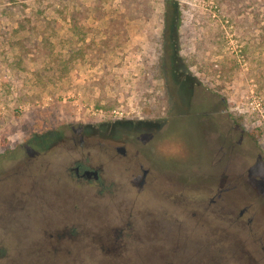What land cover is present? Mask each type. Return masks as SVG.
<instances>
[{
	"label": "rangeland",
	"instance_id": "rangeland-1",
	"mask_svg": "<svg viewBox=\"0 0 264 264\" xmlns=\"http://www.w3.org/2000/svg\"><path fill=\"white\" fill-rule=\"evenodd\" d=\"M127 1L0 0V264H71L53 247L89 246L56 240L72 227L131 228L125 261L245 264L222 175L230 158L264 194V0H149L137 17ZM118 144L150 168L144 188ZM77 161L102 164L108 190L69 179Z\"/></svg>",
	"mask_w": 264,
	"mask_h": 264
},
{
	"label": "flooded vegetation",
	"instance_id": "flooded-vegetation-1",
	"mask_svg": "<svg viewBox=\"0 0 264 264\" xmlns=\"http://www.w3.org/2000/svg\"><path fill=\"white\" fill-rule=\"evenodd\" d=\"M196 114L206 116L207 110L203 115L200 112ZM81 142L83 143L84 141L81 140ZM106 150L109 151V149ZM110 152L111 155H115L116 158L118 157L121 161H125L126 172H131V169L134 168V166H140L144 169V176L141 182L142 187L144 188L148 179L151 178V170L150 168H144L137 153L131 152L129 146L123 144L114 146ZM230 162V158L226 160L225 171L222 175L226 183L222 192L226 194L229 201L224 208L228 230L227 239H229L236 247V250L239 251L240 257L245 264H264V194L257 186L252 185L250 183L251 181H248L246 173H244V175L243 173H235L233 176L228 174L230 170ZM71 171L74 175L71 176L69 173L68 178L75 180L77 185L84 186L87 184H96L99 186L101 192L108 190L105 185L106 181H103L102 179L105 173L102 164L95 167L92 163H82V161H77L76 166L73 167ZM28 172V169L22 171V180L23 177H26ZM254 179L255 177L250 180ZM52 182L53 181H51L48 190L50 191L52 198H54L55 189ZM34 186H37L38 189L40 188L39 183L34 184ZM236 199L242 202L243 207L239 210L232 207V201ZM54 201L55 199L52 200L53 205ZM210 211L215 212L213 210ZM50 224H52V222L48 224L47 228H44L47 232L52 230ZM232 229H235L234 233ZM48 237L50 238L49 244L52 242L54 245L55 235L53 236L48 233ZM166 253H171V251H167Z\"/></svg>",
	"mask_w": 264,
	"mask_h": 264
},
{
	"label": "trees",
	"instance_id": "trees-1",
	"mask_svg": "<svg viewBox=\"0 0 264 264\" xmlns=\"http://www.w3.org/2000/svg\"><path fill=\"white\" fill-rule=\"evenodd\" d=\"M222 2L229 3V5L233 4V0H221ZM126 6L132 14V17H137L141 14L142 10L144 12H151V7L149 4V0H128ZM85 18V13L83 9L73 11L71 15L72 20V29L78 36H85L87 34L86 26L83 23V19ZM173 60L177 63V59L174 56ZM211 206L207 204L204 209L210 210ZM77 227H72L71 229L62 231V235L56 236V240H61L64 238H78V237H87L89 242V246L83 249L74 248H62L59 245L53 247V253L59 254L62 251L66 253H70L73 256V260L71 264H145L144 260L131 258L129 261H125L124 259H120L121 256H135L134 248H132L125 243L128 242L130 237L137 238V235H134V230L131 228L128 229H114L113 231H101V230H88L86 232H80ZM51 234V233H49ZM54 236V234H52ZM64 236V237H61ZM104 238L105 243H102L100 240ZM113 240V244L111 243ZM60 242V241H59ZM98 252L103 258H107L108 261H95L93 260V255L91 252ZM171 253L174 254L177 251V248H171ZM75 254V255H73ZM84 254V257H78L76 255ZM87 255V256H86ZM172 259V258H171ZM159 264H181L176 260H163L159 262ZM185 264V263H184Z\"/></svg>",
	"mask_w": 264,
	"mask_h": 264
},
{
	"label": "water",
	"instance_id": "water-1",
	"mask_svg": "<svg viewBox=\"0 0 264 264\" xmlns=\"http://www.w3.org/2000/svg\"><path fill=\"white\" fill-rule=\"evenodd\" d=\"M43 232H44V235L47 233V231L46 230H43ZM46 232V233H45ZM50 242V241H49ZM38 251V250H37Z\"/></svg>",
	"mask_w": 264,
	"mask_h": 264
}]
</instances>
